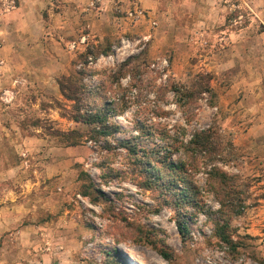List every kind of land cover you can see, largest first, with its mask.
Masks as SVG:
<instances>
[{
    "label": "rangeland",
    "instance_id": "374dc122",
    "mask_svg": "<svg viewBox=\"0 0 264 264\" xmlns=\"http://www.w3.org/2000/svg\"><path fill=\"white\" fill-rule=\"evenodd\" d=\"M158 2L162 15L145 29L98 42L84 31L85 44L69 49L61 43L51 52L57 61L48 62V69L59 72L56 77L43 83L35 73L28 72L30 78L17 72L1 89L14 92L10 102L0 99L7 127L34 141L18 154L6 142L0 157V169L22 166L14 181L15 202L28 200L22 224L31 228L13 240L0 238L4 264H264V0ZM15 6L16 0H0L5 13ZM131 13L133 23L149 19L144 10ZM48 31L40 39L45 51ZM5 39L11 37L1 36L0 46ZM61 76L92 95L82 99V114L103 102L127 106L109 112L119 131L87 136L76 146L50 134L52 129L88 132L92 126L71 119L74 101L61 94ZM186 90L195 97H182ZM138 124L152 135L139 134ZM208 127L221 141L219 154L199 153L196 170L182 149L171 157L187 160L199 189L198 201L182 209L181 230L177 212L140 187L141 175L132 171V159L119 142L130 139L161 151L164 131L186 142ZM34 137L45 138V144ZM214 165L234 177L242 204L229 220L230 244L214 235L215 223L222 222L206 180ZM10 184L0 183L1 190ZM125 219L156 230L170 259L144 242L133 241L131 247L117 242Z\"/></svg>",
    "mask_w": 264,
    "mask_h": 264
},
{
    "label": "crops",
    "instance_id": "0c3cea01",
    "mask_svg": "<svg viewBox=\"0 0 264 264\" xmlns=\"http://www.w3.org/2000/svg\"><path fill=\"white\" fill-rule=\"evenodd\" d=\"M92 2L93 0H16L15 8L8 13L3 12L0 7V39L1 36L11 37L10 40L5 39L0 46V91L9 86L11 77L17 72L24 76L28 72L35 73L37 80L43 83L56 77L59 72L54 74L53 70L48 69L57 61L51 52L58 48V44L67 45L70 40H78L81 35L86 37L83 35L84 31L91 40L98 42L116 34H130L133 29H145L146 22L162 15L158 11V0H99L97 7L92 6ZM132 9L144 10L149 19L146 21L142 17L133 23L130 17ZM44 29L49 30L46 36L49 50L46 51L40 41ZM33 64L38 66L37 71L40 72L31 69ZM54 89H57L56 86ZM6 115L0 102V157L5 156L6 142H11L17 154L23 149V144L28 141L34 143L31 137H23L13 125V129L7 127ZM34 138L38 145L46 142L43 137ZM21 170L22 166L17 164L0 169V183L11 182L10 185H4L2 190L0 188V238L13 240L31 232L29 224H22L28 213L26 211H29L26 208L28 200L15 202L14 181ZM3 259L4 256L0 254V264H4Z\"/></svg>",
    "mask_w": 264,
    "mask_h": 264
},
{
    "label": "trees",
    "instance_id": "16d2710c",
    "mask_svg": "<svg viewBox=\"0 0 264 264\" xmlns=\"http://www.w3.org/2000/svg\"><path fill=\"white\" fill-rule=\"evenodd\" d=\"M123 74V73H122ZM59 90L67 100L74 101L71 119L81 121L87 125H92L88 132L77 129L62 131L52 129L50 134L60 137L65 146H76L80 144L83 138L90 136L100 138L112 136L114 132L119 131L117 123L109 120V112L116 111L121 113L124 108L110 106L103 102L102 107L91 108L88 112L82 114L80 107L83 98H90L92 95L84 86L78 85L70 77L61 76L57 79ZM195 92V91H194ZM194 92L185 91L180 93L182 97L193 98ZM101 97V95L99 94ZM139 125V134L152 135V132L144 125ZM163 140L166 141L163 150L157 148H146L139 146L138 143L130 139L119 142L127 149L132 159V171L141 175L140 187L155 192L165 202L177 212V224L181 230L185 228L182 218V209L186 205H193L198 201L199 189L193 182L191 173L188 172L187 160L184 162L179 159L174 161L172 155L179 150L189 159L192 169H197V156L199 153H207L210 156H216L221 151V141L213 128H205L195 131L186 142L178 141L172 137L169 132H163ZM171 138V139H170ZM208 190L213 193L219 203L220 221L215 223L214 235L224 243H231V234L229 229V220L238 215L242 210V204L237 202V183L234 177L218 166H212L207 172ZM181 214V216H180ZM121 226V238L117 242L131 247V242H144L158 251L165 259H170V254L164 247L163 241L160 242L156 235V230L148 228L141 223L128 222Z\"/></svg>",
    "mask_w": 264,
    "mask_h": 264
},
{
    "label": "built area",
    "instance_id": "2783aa9c",
    "mask_svg": "<svg viewBox=\"0 0 264 264\" xmlns=\"http://www.w3.org/2000/svg\"><path fill=\"white\" fill-rule=\"evenodd\" d=\"M87 41V38L85 36L80 37L78 42H69L67 45L69 47V49H75L77 48L78 45L80 44H85ZM89 60H91V58H89ZM163 62H166L165 60H163ZM14 83H17V81L15 80ZM14 96V92L12 90H2L0 93V99L2 102L8 103L13 99Z\"/></svg>",
    "mask_w": 264,
    "mask_h": 264
},
{
    "label": "bare ground",
    "instance_id": "6f19581e",
    "mask_svg": "<svg viewBox=\"0 0 264 264\" xmlns=\"http://www.w3.org/2000/svg\"><path fill=\"white\" fill-rule=\"evenodd\" d=\"M126 251L131 253V251H130L128 248H126ZM132 254H133V253H132Z\"/></svg>",
    "mask_w": 264,
    "mask_h": 264
}]
</instances>
